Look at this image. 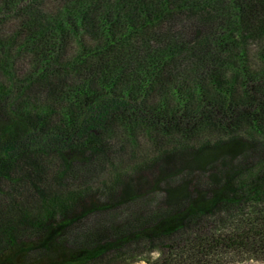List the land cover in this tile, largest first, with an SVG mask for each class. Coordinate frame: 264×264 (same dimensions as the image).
<instances>
[{
    "label": "trees",
    "instance_id": "1",
    "mask_svg": "<svg viewBox=\"0 0 264 264\" xmlns=\"http://www.w3.org/2000/svg\"><path fill=\"white\" fill-rule=\"evenodd\" d=\"M0 264H264V0H0Z\"/></svg>",
    "mask_w": 264,
    "mask_h": 264
}]
</instances>
